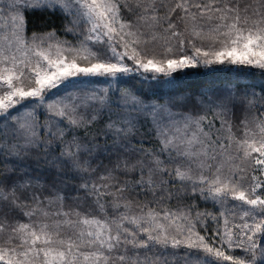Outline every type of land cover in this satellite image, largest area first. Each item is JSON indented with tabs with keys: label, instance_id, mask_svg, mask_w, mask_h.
Instances as JSON below:
<instances>
[{
	"label": "snow or ice",
	"instance_id": "snow-or-ice-1",
	"mask_svg": "<svg viewBox=\"0 0 264 264\" xmlns=\"http://www.w3.org/2000/svg\"><path fill=\"white\" fill-rule=\"evenodd\" d=\"M0 264H264V0H0Z\"/></svg>",
	"mask_w": 264,
	"mask_h": 264
},
{
	"label": "trees",
	"instance_id": "trees-1",
	"mask_svg": "<svg viewBox=\"0 0 264 264\" xmlns=\"http://www.w3.org/2000/svg\"><path fill=\"white\" fill-rule=\"evenodd\" d=\"M186 79L188 81L192 82V81H197V80L203 79V77L192 76V77H187Z\"/></svg>",
	"mask_w": 264,
	"mask_h": 264
}]
</instances>
